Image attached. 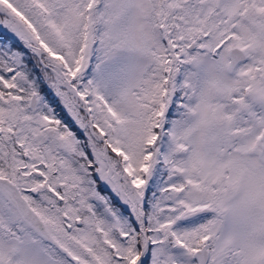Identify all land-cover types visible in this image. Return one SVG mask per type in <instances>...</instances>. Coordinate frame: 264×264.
<instances>
[{"label":"snow or ice","instance_id":"snow-or-ice-1","mask_svg":"<svg viewBox=\"0 0 264 264\" xmlns=\"http://www.w3.org/2000/svg\"><path fill=\"white\" fill-rule=\"evenodd\" d=\"M0 264H264V0H0Z\"/></svg>","mask_w":264,"mask_h":264}]
</instances>
